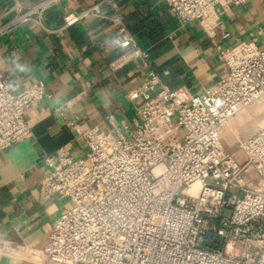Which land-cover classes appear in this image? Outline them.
<instances>
[{
	"label": "built area",
	"instance_id": "2783aa9c",
	"mask_svg": "<svg viewBox=\"0 0 264 264\" xmlns=\"http://www.w3.org/2000/svg\"><path fill=\"white\" fill-rule=\"evenodd\" d=\"M248 1L166 3L181 27L198 23L213 38L222 24L219 7ZM51 2L19 4L0 32L40 23ZM104 6L113 17L102 14ZM89 16L111 18L125 33L116 0L66 13L55 31ZM119 45L149 67L127 94L138 122L81 131L82 158L70 156L68 145L44 156L48 172L40 192L45 199L63 197L67 206L41 256L47 264H264V121L240 141L241 157L222 140L225 125L264 98V45L249 40L223 49L226 73L195 94L168 89L132 35ZM47 95L43 80L16 89L0 73V150L32 135L25 113Z\"/></svg>",
	"mask_w": 264,
	"mask_h": 264
},
{
	"label": "crops",
	"instance_id": "0c3cea01",
	"mask_svg": "<svg viewBox=\"0 0 264 264\" xmlns=\"http://www.w3.org/2000/svg\"><path fill=\"white\" fill-rule=\"evenodd\" d=\"M40 1L0 0V26L19 4ZM96 1L50 0L40 23L28 21L0 32L3 79L16 89L43 80L48 93L25 113L32 135L0 150V264H47L41 251L67 203L60 196L45 199L40 192L48 172L44 156L68 145L70 156L82 158L81 131L111 123L133 128L138 122L135 102L127 94L142 83L149 67L131 48L119 45L126 34L149 53L168 89L186 87L191 94L224 76L223 49L249 40L264 45V0L219 7L222 24L213 38L198 23L181 27L166 0H116L125 33L117 21L101 16L55 31L66 13ZM101 11L115 14L106 6Z\"/></svg>",
	"mask_w": 264,
	"mask_h": 264
},
{
	"label": "rangeland",
	"instance_id": "374dc122",
	"mask_svg": "<svg viewBox=\"0 0 264 264\" xmlns=\"http://www.w3.org/2000/svg\"><path fill=\"white\" fill-rule=\"evenodd\" d=\"M263 121L264 98L225 125L222 133L225 149L241 157L242 153L238 148L240 141L252 135Z\"/></svg>",
	"mask_w": 264,
	"mask_h": 264
},
{
	"label": "bare ground",
	"instance_id": "6f19581e",
	"mask_svg": "<svg viewBox=\"0 0 264 264\" xmlns=\"http://www.w3.org/2000/svg\"><path fill=\"white\" fill-rule=\"evenodd\" d=\"M199 189H200V184L199 183H195L194 185L191 186V192L193 194H197Z\"/></svg>",
	"mask_w": 264,
	"mask_h": 264
}]
</instances>
